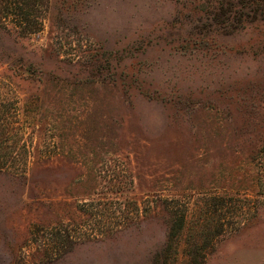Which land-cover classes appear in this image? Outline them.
<instances>
[{
  "label": "rangeland",
  "instance_id": "rangeland-1",
  "mask_svg": "<svg viewBox=\"0 0 264 264\" xmlns=\"http://www.w3.org/2000/svg\"><path fill=\"white\" fill-rule=\"evenodd\" d=\"M243 2L0 0V264L41 263L61 225L91 241L56 264H190L201 233L199 264H264V6Z\"/></svg>",
  "mask_w": 264,
  "mask_h": 264
},
{
  "label": "trees",
  "instance_id": "trees-1",
  "mask_svg": "<svg viewBox=\"0 0 264 264\" xmlns=\"http://www.w3.org/2000/svg\"><path fill=\"white\" fill-rule=\"evenodd\" d=\"M247 1L252 0H244L243 3ZM255 3H258L260 6H264V0H253ZM236 13V12H235ZM236 15L234 13H231L228 17L229 19H233ZM4 166H0V169H4ZM262 171H264V168H259V171L257 173L258 177L257 180L260 179V176H262ZM264 181V180H263ZM260 184V183H259ZM168 219L166 222V240L164 242V250L168 253V256L176 258L175 254H177V241L179 240V237L186 231L187 229V214L183 212V214L178 217L177 220H171L173 215L171 212H168ZM49 243L47 244V250H46V259L43 260L41 263L37 264H56V262L62 260L64 257H66L68 254L72 253L77 246L90 242L91 238H86L84 240H80L78 238L73 237L70 234V231L65 228L64 225L61 226H55L52 227L51 230H49ZM94 240L96 241H104V238H99L94 236ZM201 237H203V234L195 235L191 234L189 235V239L187 240V254L189 257L190 264H199L197 261V257L200 255V242ZM176 243V244H175ZM51 247L50 249H48ZM163 254L156 252L152 255V257L149 258V264H173L169 263V260H161V256ZM16 264H27L24 262H17Z\"/></svg>",
  "mask_w": 264,
  "mask_h": 264
}]
</instances>
